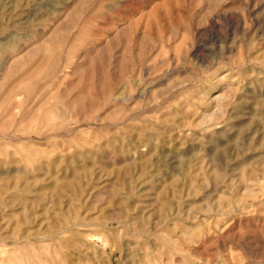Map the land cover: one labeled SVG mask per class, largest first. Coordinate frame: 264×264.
Here are the masks:
<instances>
[{"label":"rangeland","instance_id":"rangeland-1","mask_svg":"<svg viewBox=\"0 0 264 264\" xmlns=\"http://www.w3.org/2000/svg\"><path fill=\"white\" fill-rule=\"evenodd\" d=\"M0 264H264V0H0Z\"/></svg>","mask_w":264,"mask_h":264}]
</instances>
